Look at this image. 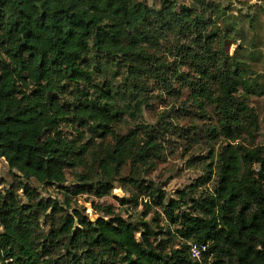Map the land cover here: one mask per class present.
Returning a JSON list of instances; mask_svg holds the SVG:
<instances>
[{
    "label": "trees",
    "instance_id": "16d2710c",
    "mask_svg": "<svg viewBox=\"0 0 264 264\" xmlns=\"http://www.w3.org/2000/svg\"><path fill=\"white\" fill-rule=\"evenodd\" d=\"M223 16L205 0H162L158 10L135 0H0V158L17 173L0 191V264H194L189 243L208 245L205 264H264L253 73L226 53ZM220 21L226 28L213 30ZM148 84L177 102L187 91L181 102L208 121L205 177L176 198L145 184L163 159L161 127L123 131L124 117L142 120V111L122 102ZM69 177L76 188L65 187ZM31 180L58 187L62 200L42 198ZM116 182L138 192L118 200L141 205L136 218L91 202L93 222L75 207L74 197H107Z\"/></svg>",
    "mask_w": 264,
    "mask_h": 264
},
{
    "label": "rangeland",
    "instance_id": "374dc122",
    "mask_svg": "<svg viewBox=\"0 0 264 264\" xmlns=\"http://www.w3.org/2000/svg\"><path fill=\"white\" fill-rule=\"evenodd\" d=\"M148 5L151 8L159 9L162 0H135ZM219 7L220 12H223L225 18H228L231 31V39L225 44V51L229 56H237L241 61L249 65L253 74L250 75L252 83L251 92L247 98L248 103L257 113L258 116V137L257 141L264 146V1L261 0H205ZM188 2H180V6L188 5ZM182 7H177L180 11ZM227 26L225 21L216 22L213 30L225 29ZM236 26V30L232 27ZM237 31V32H234ZM170 55V54H169ZM171 56V55H170ZM171 60V59H169ZM106 69L108 78L114 82L115 86L121 89L122 78L118 75V71ZM179 72L186 73L185 68H180ZM104 74V77H105ZM121 82V83H120ZM174 87L179 86V82L173 83ZM187 91L182 95L181 100L187 97ZM179 100L164 93L160 85L148 84L147 90L135 96L132 102H122V106L130 110L134 104H140L142 111V120L140 117L132 118L124 117L123 131L134 128L138 123L147 124L148 126L158 125L162 129L161 140L164 147L163 159L157 164L155 170L150 176L145 178V184L154 186L157 190L165 193L167 197L176 198L178 192L188 189L189 186L196 183L199 178L205 177L204 168L209 163L208 151L209 147L213 146L207 138L206 124L207 119L199 114L189 105L184 104ZM128 110V112L130 111ZM212 112L207 110V114ZM209 123H215L211 117ZM194 128V129H192ZM17 173L11 171L5 162L0 158V191L9 189L12 183L15 182ZM201 180V179H200ZM29 184L36 189L42 198L59 199L62 196L59 193L58 187L46 188L40 186L36 181L31 180ZM78 186L72 177L68 178V183L65 187L69 188ZM211 188V184H206L202 189ZM137 195L138 192L130 189L128 186L120 182H116L111 194L104 198H96L91 194H84L74 197V204L77 209L84 213L95 222L98 216L93 211L91 202L96 204H110L117 208L116 212H121L124 217L126 213L132 215L133 218L142 212V206L134 207L133 205L121 206L118 200H130L131 194ZM146 198L140 196L139 202H145ZM25 201V200H23ZM153 216L147 217L144 222L151 225ZM160 226L167 227V223L162 220Z\"/></svg>",
    "mask_w": 264,
    "mask_h": 264
},
{
    "label": "built area",
    "instance_id": "2783aa9c",
    "mask_svg": "<svg viewBox=\"0 0 264 264\" xmlns=\"http://www.w3.org/2000/svg\"><path fill=\"white\" fill-rule=\"evenodd\" d=\"M188 254L194 264H205L204 258L208 254V245L189 243Z\"/></svg>",
    "mask_w": 264,
    "mask_h": 264
}]
</instances>
